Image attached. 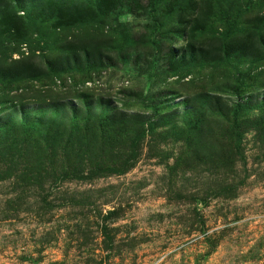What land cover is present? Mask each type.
I'll use <instances>...</instances> for the list:
<instances>
[{"label": "rangeland", "instance_id": "rangeland-1", "mask_svg": "<svg viewBox=\"0 0 264 264\" xmlns=\"http://www.w3.org/2000/svg\"><path fill=\"white\" fill-rule=\"evenodd\" d=\"M0 264H264V0H0Z\"/></svg>", "mask_w": 264, "mask_h": 264}]
</instances>
